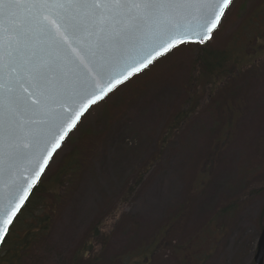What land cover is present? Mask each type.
Wrapping results in <instances>:
<instances>
[{"label":"rangeland","instance_id":"obj_1","mask_svg":"<svg viewBox=\"0 0 264 264\" xmlns=\"http://www.w3.org/2000/svg\"><path fill=\"white\" fill-rule=\"evenodd\" d=\"M261 32L264 0H239L207 50L235 52L244 68L264 57ZM189 47L177 58L178 74L158 82L165 65L130 82L72 136L46 179L82 140L86 166L77 186L60 198L49 237L28 264H68L98 226L110 237L104 253V262H110L150 239L179 211L168 232L172 246L156 258L158 264H182L173 248L185 247L209 221L211 236L220 241L205 264H255L264 226L257 221L259 235L254 236L242 210L264 201V191L258 192L264 189V111L259 102L264 84L256 75L240 72L222 92L202 86L196 112L163 142L175 116L196 102L191 97L197 94L194 62L197 47L203 46ZM139 176L141 182L125 197ZM234 202L232 217L219 215Z\"/></svg>","mask_w":264,"mask_h":264},{"label":"snow or ice","instance_id":"obj_2","mask_svg":"<svg viewBox=\"0 0 264 264\" xmlns=\"http://www.w3.org/2000/svg\"><path fill=\"white\" fill-rule=\"evenodd\" d=\"M238 2L0 0V260L23 210L87 116L154 69L168 65L156 76L161 84L178 74L177 58L192 45L206 51ZM241 72L264 84V57ZM216 80L215 91L229 87ZM259 102L264 111V87ZM242 212L259 235L264 201ZM78 255L82 264L99 258L91 242Z\"/></svg>","mask_w":264,"mask_h":264},{"label":"trees","instance_id":"obj_3","mask_svg":"<svg viewBox=\"0 0 264 264\" xmlns=\"http://www.w3.org/2000/svg\"><path fill=\"white\" fill-rule=\"evenodd\" d=\"M234 53L226 50L222 52L214 50L198 52V57L194 62L197 76L193 81L194 89L198 95L194 94L191 96L193 100L197 97L196 102L189 112H180L175 116L167 128L163 142L169 139L168 136L170 134L172 135L173 132L179 129L182 122L189 119L190 114L196 112L198 100L203 95V93H200L202 86H210L209 88L212 93L217 83V76L222 80H228L231 76L234 77L235 73L239 74L241 72L243 67H239L238 65H240L239 62L242 59L238 57V54ZM246 59L250 61L251 57L248 56ZM199 96L200 99H198ZM83 144H85L84 140L80 142L77 150L64 160L54 174L49 176L48 179L44 178V183L36 191L35 197L26 210H23V215L20 216L12 238L9 241L8 249L5 251V259L0 260V264H28L34 258L35 249L49 237L54 223V215L58 211L57 205L61 200L60 198L71 193L72 186L74 188L77 186L84 166H86L85 156L83 155V150H81ZM140 182L141 176L136 179L135 185L129 188V192L125 197H128ZM261 191H264V189L258 192ZM234 207L235 202L222 209L219 215L230 216L233 213ZM180 216L181 211L172 217L170 221L163 224L150 239H146L145 242H141L135 248L125 251L110 262H104V253L106 252L110 237L99 226L89 231V235L82 244L91 242L96 250L97 248L99 249V251L97 250L99 258L94 259L93 264H158L159 260H156V258H159L162 252H165L172 246L169 241L168 232L171 229L172 223ZM219 241L220 239L211 236V221H209L185 247L173 248V250L181 258L182 264H205L211 256V250L213 251L216 248ZM81 245L75 250L68 264H82L83 258L78 255ZM154 251L157 253L156 258L146 259V257L152 256Z\"/></svg>","mask_w":264,"mask_h":264},{"label":"water","instance_id":"obj_4","mask_svg":"<svg viewBox=\"0 0 264 264\" xmlns=\"http://www.w3.org/2000/svg\"><path fill=\"white\" fill-rule=\"evenodd\" d=\"M261 238H264V232H262L261 237L258 241L257 252L254 258L255 264H264V245L261 244Z\"/></svg>","mask_w":264,"mask_h":264}]
</instances>
